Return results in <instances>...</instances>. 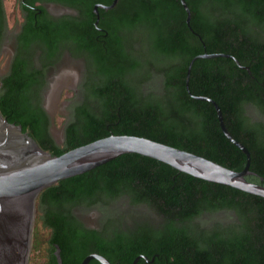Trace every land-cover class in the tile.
I'll return each mask as SVG.
<instances>
[{
  "label": "trees",
  "instance_id": "16d2710c",
  "mask_svg": "<svg viewBox=\"0 0 264 264\" xmlns=\"http://www.w3.org/2000/svg\"><path fill=\"white\" fill-rule=\"evenodd\" d=\"M21 26L9 72L0 77V111L53 156L111 135L138 136L241 172L251 154L249 182L264 186V0H120L100 10L106 45L94 31L95 4L114 0H17ZM45 2L80 17L54 18ZM11 28L0 0V55ZM146 47V54L145 49ZM84 56L87 72L69 107L65 143L51 135L44 107L51 70L64 51ZM203 54H229L197 59ZM156 94L144 96L143 88ZM82 96L83 102L76 99ZM123 208L138 210L125 222ZM98 213V227L82 218ZM114 215H111L113 214ZM82 264L97 253L112 264H264V198L194 178L158 160L124 154L45 189L37 200L32 255L44 264ZM90 264H101L92 260Z\"/></svg>",
  "mask_w": 264,
  "mask_h": 264
},
{
  "label": "water",
  "instance_id": "95a60500",
  "mask_svg": "<svg viewBox=\"0 0 264 264\" xmlns=\"http://www.w3.org/2000/svg\"><path fill=\"white\" fill-rule=\"evenodd\" d=\"M180 1L187 12L188 27L201 39L191 27L192 15L186 1ZM118 2L119 0H114L110 6L97 5L95 13L98 15L99 8L112 10ZM217 57L234 59L241 67L235 57L227 54L196 56L187 72L188 91L194 62L197 59ZM245 69L249 70L247 67ZM195 98L214 105L223 133L247 157V165L243 171L228 169L199 155L148 138L128 135H111L61 156H53L44 151L28 133H24L22 126L10 123L0 111V264H30L37 200L45 189L62 180L92 171L124 154L149 157L194 178L264 198V186L247 180L249 175L254 174L250 171L251 154L226 128L220 106L209 97ZM56 249L58 264H63L61 249L58 245ZM140 259L148 261L146 256H139L133 264H137ZM92 260H97L101 264H112L97 253L87 256L82 264H90Z\"/></svg>",
  "mask_w": 264,
  "mask_h": 264
},
{
  "label": "rangeland",
  "instance_id": "374dc122",
  "mask_svg": "<svg viewBox=\"0 0 264 264\" xmlns=\"http://www.w3.org/2000/svg\"><path fill=\"white\" fill-rule=\"evenodd\" d=\"M6 8H7V13H8V19L11 28H14V21L18 20V1L17 0H5ZM145 49V54L147 52L146 47ZM10 61H11V48L9 46H5L3 48V51L0 55V77L5 76L9 72V66H10ZM69 66H61L60 68H57L56 71H54L48 79V84L47 88L44 93V106L47 109L48 113L53 115V118L55 120L54 122V127H53V135L57 139H61V129L67 124L68 122V116L65 115V109L68 110L69 107L68 103H66L69 100H73L74 97L76 96L75 93V85L73 80L66 79V76L69 72L73 74L74 77H76V82L79 80L80 82V72L81 70L72 63H68ZM67 64V65H68ZM77 85V83H76ZM79 85V84H78ZM1 86V84H0ZM55 87V88H54ZM78 87V86H77ZM63 88V90H62ZM56 92V103L55 107L53 105H50L49 98L52 92ZM62 93V94H61ZM59 95L61 97H59ZM80 100H82V97H79ZM49 103V104H48ZM67 105V106H66ZM124 217L125 222L131 224L132 221L131 219L137 218L140 215L138 214V210L132 209V208H123L119 209L116 212V215H120ZM111 215H114L111 214ZM115 216V215H114ZM37 217V215H36ZM83 221L89 226V227H98V213L92 212L85 216L83 218ZM36 224V221H35ZM34 233H35V226H34ZM33 242H34V236H33ZM33 249V248H32ZM30 264H44L43 260L39 259V261L33 260V255L31 253L30 257Z\"/></svg>",
  "mask_w": 264,
  "mask_h": 264
},
{
  "label": "flooded vegetation",
  "instance_id": "af4514ba",
  "mask_svg": "<svg viewBox=\"0 0 264 264\" xmlns=\"http://www.w3.org/2000/svg\"><path fill=\"white\" fill-rule=\"evenodd\" d=\"M120 1V0H119ZM114 2V1H113ZM97 5H103V6H107V5H104V4H101V3H97L95 4V6ZM42 6L46 9V11L48 12V14L54 18H62V17H80L81 14L80 12H78L76 9L74 8H71L67 5H64V4H60V3H55V2H45L42 4ZM110 6V5H109ZM100 10H104L102 8H99L98 9V15L95 13V16H96V22L94 23V31H92L93 35L96 36L98 42H101L103 45H106L107 42L109 41V32L106 28H104L103 26H100V22H101V15H100ZM94 12H95V7H94ZM21 30V26L20 25H16L15 28H10L7 32V36L5 38V42L3 44V48L5 46H9L11 48V61H10V66H11V62H12V59H13V56L15 54V43H16V36L19 34ZM3 51V49H2ZM229 55V54H227ZM232 56V55H231ZM234 57V56H233ZM231 59V58H230ZM234 60V59H232ZM235 61V60H234ZM236 62V61H235ZM239 62V61H238ZM68 63H72V64H75L80 70V82L79 80H77V82L75 81V93L76 95H79L80 94V89H79V85L81 84L82 82V79L85 77V74L87 72V61L85 59V57L82 55V56H79L77 58H74L70 51H64L62 56H61V59L60 61L57 63V67L53 70H51L50 72V75L57 70V68H60L61 66H69ZM237 63V62H236ZM68 64V65H67ZM238 64V63H237ZM10 66H9V69H10ZM239 66V65H238ZM243 66H241L242 68ZM246 67H244L243 69H245ZM248 68V67H247ZM247 70V69H246ZM249 71V70H248ZM250 72V71H249ZM49 75V76H50ZM49 79V78H48ZM73 83V82H72ZM77 83V85H76ZM79 84V85H78ZM78 86V87H77ZM63 90V88H62ZM186 90H187V87H186ZM143 94L144 96H148V95H151V94H156L157 96L159 95L156 91V89L152 88V87H147V88H143ZM187 92H189L187 90ZM62 94V93H61ZM59 97H61L59 95ZM79 97H82L81 95ZM77 98L76 101L77 102H83V98L82 100H80V98ZM66 103H68V106L67 107H70L73 103V100H69L67 101ZM45 107V106H44ZM46 109V108H45ZM69 109V108H68ZM47 111V110H46ZM48 112V111H47ZM69 110H66L65 109V115L66 116H69ZM50 115V114H49ZM51 118H52V126H51V129H50V132H51V135L52 137L54 138V140L56 141V143L60 146H63L64 143H65V131H66V125L61 129V139H57L54 135H53V127H54V118H53V115H51ZM225 135V134H224ZM233 137V136H232ZM234 138V137H233ZM235 139V138H234ZM236 140V139H235ZM238 141V140H236ZM239 142V141H238ZM83 220V218H82ZM85 223V222H84ZM86 224V223H85ZM87 225V224H86ZM88 226V225H87ZM96 228V227H94Z\"/></svg>",
  "mask_w": 264,
  "mask_h": 264
},
{
  "label": "bare ground",
  "instance_id": "6f19581e",
  "mask_svg": "<svg viewBox=\"0 0 264 264\" xmlns=\"http://www.w3.org/2000/svg\"><path fill=\"white\" fill-rule=\"evenodd\" d=\"M66 79H71V80H73V83L76 81L75 79H76V77H74L73 76V74L71 73V72H69L68 74H67V76H66ZM74 85H75V83H74ZM55 88V87H54ZM49 102H50V105H55V103H56V92H55V89H54V91L52 92V94L50 95V98H49ZM49 104V103H48ZM55 107V106H54Z\"/></svg>",
  "mask_w": 264,
  "mask_h": 264
}]
</instances>
